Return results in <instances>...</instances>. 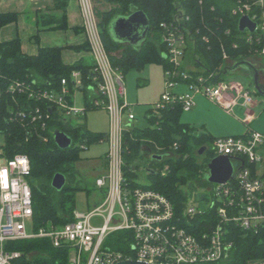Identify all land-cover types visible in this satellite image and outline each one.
<instances>
[{
  "label": "trees",
  "instance_id": "trees-1",
  "mask_svg": "<svg viewBox=\"0 0 264 264\" xmlns=\"http://www.w3.org/2000/svg\"><path fill=\"white\" fill-rule=\"evenodd\" d=\"M93 1L97 5H109H95V13L101 40L111 64L123 76L129 70H141L149 63L162 65L164 72L172 68L166 57L163 23L169 27L174 24L186 28L184 31L189 38L183 69L190 74L191 79L198 75L209 77L214 74L208 81L218 82L226 79L228 61L236 63L232 67L234 68L254 56L253 45L241 36L243 33L238 26L239 15L232 12L236 0ZM53 2L54 5L47 8L51 11H37L36 24L39 31L50 27L69 28L70 0ZM137 9L146 11L151 21L146 40L141 45L117 40L111 31L112 21L117 16L129 15ZM18 15L17 12L0 11V30L3 26L16 22ZM82 29L85 31L84 26ZM35 41L40 44L39 34ZM20 43V37L5 42L0 40V133L4 137L0 152L5 158H11L17 153L26 154L30 158L31 174L28 180L33 191L34 229L39 230L40 227L51 224L63 226L74 220L77 193L84 190L89 196L92 192L76 167L81 159L80 154L84 151L82 145L89 148L92 144L108 140L109 131H93L88 127L86 115L67 117L50 100L28 98L26 94L13 95L8 86L20 80L28 87L60 91L63 87L62 79L67 78V86L71 92L70 102H73L76 90H83L87 110L101 108L94 101H106L107 97L99 91L102 78L96 70L95 62L90 64L80 60L66 63L63 59L65 48L91 51L88 40L80 45L40 46L38 53L34 55L23 52ZM224 52L228 54L229 60L224 59ZM74 70L81 72L82 83L77 86L72 77ZM91 85L95 89L92 98L86 93ZM38 107L44 117L49 115L45 117L46 127H42L41 121H32V115ZM183 111L179 101L171 102L158 111L149 108L145 112L147 125L140 127L134 124L125 131L124 173L132 186H144L167 196L174 206L177 222L197 234L208 228L209 224L219 222L216 209L210 206L196 217L187 218L184 215L196 183L201 186L214 185L209 182L207 175L208 163L216 156L212 150L216 137L201 127L183 122ZM56 129L68 134L73 139V145L66 150L60 148L54 142ZM203 146L207 150L200 154ZM245 162L255 167L246 158ZM142 163L148 169L147 184L138 181ZM165 165L169 166V170L163 173ZM58 172L65 174L67 178V183L61 190L52 185L53 177ZM184 187H188L190 191ZM204 199L209 200V197L205 195ZM226 229L234 244L226 264H249L251 260L264 258V227L257 232L244 230L236 222H227ZM132 241L131 231L119 230L107 236L105 245L114 251L131 254ZM6 249L21 253L13 264H72L70 247H55L49 238L10 241L6 244Z\"/></svg>",
  "mask_w": 264,
  "mask_h": 264
},
{
  "label": "built area",
  "instance_id": "built-area-1",
  "mask_svg": "<svg viewBox=\"0 0 264 264\" xmlns=\"http://www.w3.org/2000/svg\"><path fill=\"white\" fill-rule=\"evenodd\" d=\"M83 26L91 45L96 70L102 80L99 91L107 100L96 99V106L107 109L110 119L106 173L96 180L104 192L99 203L88 211H74V220L63 226L48 225L34 229V201L32 186L28 180L31 161L26 154L17 153L5 158L0 152V264H13L21 256L19 251L7 250L10 241L29 238H49L55 247H70L72 264H118L124 260L137 259L153 264H216L228 256L234 244L229 239L227 222H236L244 230L259 231L264 227V133L249 128L238 136L216 137L212 150L218 155L233 157V177L224 184H214L208 200V207L216 209L219 222L197 234L176 220L172 202L167 196L144 186H132L124 173L125 131L134 125L135 116L130 112L126 100L124 76L111 64L98 28L93 0H79ZM233 14L243 15L256 22L254 31H241L243 39L253 45L254 55L264 57V0H236ZM166 57L172 68L165 73V91L155 103L154 110L165 108L171 102H181L184 110L195 104L197 94L203 93L211 100L231 111L239 98L245 106H254L253 93L229 79L209 82V77L198 75L191 79L183 69L188 35L180 25L162 24ZM239 26V23H238ZM237 46V45H235ZM224 59L229 60L226 52ZM75 85H80L81 72L72 73ZM189 80V82H187ZM186 81V82H185ZM186 83L188 90L182 94L174 89ZM68 79H62L60 91L28 87L20 80L10 84L13 95L26 94L28 98L50 100L67 117H82L87 108H80L70 102ZM27 86V87H26ZM1 93V91H0ZM233 94L231 98L227 96ZM127 112V118L125 113ZM49 117V115H45ZM44 114L36 108L32 121H41L46 127ZM86 150L88 146L82 145ZM246 160L255 167L246 164ZM259 166V167H258ZM148 171V169H146ZM169 170L165 165L162 172ZM139 180V179H138ZM189 200L184 215L187 218L203 214L205 209ZM99 218L100 222L94 220ZM27 223L32 232L27 231ZM188 223H191L188 220ZM119 230L132 232V253L114 251L105 245L109 234ZM249 264H264V258L251 260Z\"/></svg>",
  "mask_w": 264,
  "mask_h": 264
},
{
  "label": "rangeland",
  "instance_id": "rangeland-1",
  "mask_svg": "<svg viewBox=\"0 0 264 264\" xmlns=\"http://www.w3.org/2000/svg\"><path fill=\"white\" fill-rule=\"evenodd\" d=\"M51 2L49 0H43L42 5ZM94 2V1H93ZM94 5H97L94 2ZM97 6L109 7V5H101L98 3ZM31 8H26L22 11L19 22L17 25L12 26L13 35L19 30L20 35H27L28 28L33 26L36 28V22L34 21ZM98 19V18H97ZM48 43H52L53 40L48 39ZM34 44L36 43L33 39ZM89 62L95 61L92 55L87 57ZM236 63L228 61V72L226 78L241 84L245 89H248L253 93L254 99L257 102L254 106H245L244 99L239 98L237 104L234 105L233 109L229 112L227 109L216 101L211 100L208 96L203 93L197 94L195 97V104L191 109L184 110L182 113V121L186 123L196 124L203 126L206 124L208 130L217 136L231 135V134H242L245 133L250 127L254 130L264 132V95L256 92L255 78L256 70L259 73L260 82L264 83V57L254 55L248 59L247 63L244 62L232 68ZM189 68V67H188ZM191 68V67H190ZM162 65L156 63L146 64L141 70L131 69L124 76V84L126 87V100L130 104V112L135 116L133 123L136 126L144 127L147 125L145 118V112L149 108H153L155 103L160 99L161 94L165 91L166 79ZM176 93L182 94L188 90L186 83H180L176 89ZM89 97L95 95V89L91 85L86 91ZM234 94V93H233ZM232 93L227 97L231 98ZM85 92L83 90H76L73 96V103L75 106L85 108ZM254 113L252 119H249L251 123L243 122V119L248 116V113ZM127 118V112L125 113ZM86 122L88 127L93 131H108L109 115L106 108L101 107L97 109H89L86 111ZM4 142V137L0 133V144ZM108 151V143L106 141L92 144L89 148L82 151L76 167L81 171L84 182L86 185L92 188V192L88 196L86 191L81 190L77 193V205L78 211H88L91 206L99 199L103 198L101 190L96 186V178L99 174H103L106 171V154ZM139 170V182L147 184V170L142 163ZM259 167V166H258ZM212 186H201L196 183L194 192L191 193L189 200L199 207H208V200L204 199V196L208 197L211 195L210 189ZM185 190L188 187H184ZM190 191V189H188ZM96 223L100 222L97 218L94 220ZM27 231L32 232V225L27 223ZM230 254V253H229ZM229 254L221 261L226 264L229 259ZM219 261V262H221Z\"/></svg>",
  "mask_w": 264,
  "mask_h": 264
},
{
  "label": "crops",
  "instance_id": "crops-1",
  "mask_svg": "<svg viewBox=\"0 0 264 264\" xmlns=\"http://www.w3.org/2000/svg\"><path fill=\"white\" fill-rule=\"evenodd\" d=\"M42 1L43 0H0V11L3 13L4 12H17V14L19 13V15H21L22 11H24L28 7V8H31V10L33 12L32 15H33L34 21L36 22L37 11H48L49 12L51 10H47V8L49 6L52 7L54 5L53 0H49L51 2L46 3L45 4L46 6L41 4ZM19 15H18V19L16 22L9 23V24H7L1 28L0 40L5 42V41H9V40L15 39L17 37H20V39H21L20 44H21L22 50H23V52H25L27 54H33V55L37 54L40 46L52 47V46L80 45V44L85 43L88 40V36L86 34V31H83V29H82L83 28V17H82V13H81L79 0H70V2H69V5H68V25H69V28H67V29H55L53 27H50L47 29L43 28L41 31H39L38 26H36V28L33 26L34 29L29 27L28 28L29 31L27 32V35H25V36L20 35L19 30L16 32L15 35H13L12 26L17 25V23L19 22V18H20ZM38 34L40 37V44H34L33 39H35V37ZM48 39L53 40L52 43H48V41H47ZM88 56L92 57V52L89 50H86V49L75 50L72 48H65L63 50V59L66 63H75V62H78L80 60H83L84 62L90 63V64L92 62H95V61L89 62L87 60ZM257 102L258 101L255 100V105L257 104ZM253 116H254L253 112L248 113V116L243 119V122L249 121V123H251L249 119H252ZM109 124H110V119H109ZM191 125H194L196 127H201L204 130H206L208 133L212 134L208 130L206 124H203V126H198L196 124H191ZM245 133L235 134V135H243ZM233 135L234 134L221 135V136H233ZM213 136H216V135H213ZM221 136H217V137H221ZM106 161H107V159H106ZM106 170H107V165H106ZM105 173H106V171L103 174H99L97 176V178L104 175ZM97 178H96V180H97ZM100 190H101V193L103 195L104 194L103 190L102 189H100ZM103 197H104V195H103ZM99 199L95 202V204L99 203L102 200V199L101 200H99Z\"/></svg>",
  "mask_w": 264,
  "mask_h": 264
},
{
  "label": "water",
  "instance_id": "water-1",
  "mask_svg": "<svg viewBox=\"0 0 264 264\" xmlns=\"http://www.w3.org/2000/svg\"><path fill=\"white\" fill-rule=\"evenodd\" d=\"M151 21L146 14V11L137 9L126 16H117L111 23V31L114 37L121 42H129L133 45H141L147 38L151 29ZM257 24L252 21L248 15H243L239 19V30L245 31L250 29L254 31ZM247 63V62H246ZM238 66V65H237ZM256 92L264 95V85L260 84L259 73L256 70L255 78ZM54 139L58 146L62 149H67L73 145V139L64 131L56 129L54 131ZM207 150L206 146H203L199 151L203 154ZM161 158V156H159ZM233 157L228 155L215 156L208 163L209 173L207 178L209 182L213 184H224L228 182L234 173V166L232 162ZM67 183L65 174L58 172L55 174L52 180V185L58 190H61ZM118 264H153L145 261H139L137 259L124 260Z\"/></svg>",
  "mask_w": 264,
  "mask_h": 264
},
{
  "label": "flooded vegetation",
  "instance_id": "flooded-vegetation-1",
  "mask_svg": "<svg viewBox=\"0 0 264 264\" xmlns=\"http://www.w3.org/2000/svg\"><path fill=\"white\" fill-rule=\"evenodd\" d=\"M260 84L264 85V83H261V82H260Z\"/></svg>",
  "mask_w": 264,
  "mask_h": 264
}]
</instances>
